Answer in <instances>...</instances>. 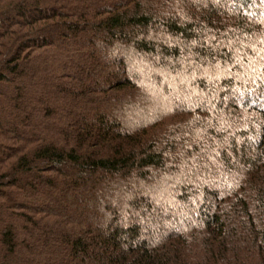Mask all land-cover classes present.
Listing matches in <instances>:
<instances>
[{"label": "trees", "instance_id": "obj_1", "mask_svg": "<svg viewBox=\"0 0 264 264\" xmlns=\"http://www.w3.org/2000/svg\"><path fill=\"white\" fill-rule=\"evenodd\" d=\"M0 264H264V0H0Z\"/></svg>", "mask_w": 264, "mask_h": 264}]
</instances>
